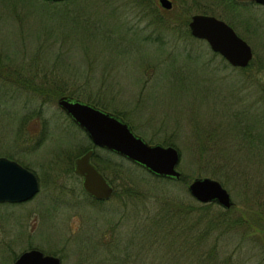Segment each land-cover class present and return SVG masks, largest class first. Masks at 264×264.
<instances>
[{"label":"rangeland","instance_id":"obj_1","mask_svg":"<svg viewBox=\"0 0 264 264\" xmlns=\"http://www.w3.org/2000/svg\"><path fill=\"white\" fill-rule=\"evenodd\" d=\"M157 1L0 0V63L64 89L39 95L0 73V155L39 181L30 198L0 201V264L36 247L62 264H264V5ZM197 12L232 23L251 45L247 67L190 33L182 19ZM69 90L121 113L148 142L178 147L182 176L93 144L57 103ZM89 147L113 186L104 200L73 169ZM203 175L228 190L229 208L190 194Z\"/></svg>","mask_w":264,"mask_h":264},{"label":"water","instance_id":"obj_2","mask_svg":"<svg viewBox=\"0 0 264 264\" xmlns=\"http://www.w3.org/2000/svg\"><path fill=\"white\" fill-rule=\"evenodd\" d=\"M264 5V0H253ZM164 8L173 6L172 0H158ZM190 33L205 39L213 51L220 53L231 65L245 66L252 58L250 44L227 23L214 14L197 12L188 21ZM57 103L89 136L92 143L112 150L143 166L152 174L179 178L181 171L178 148L161 142H148L137 134L121 115L76 96L63 94ZM94 148L90 147L73 160L74 171L81 177L86 193L96 199L108 198L113 186L92 162ZM193 197L201 202L214 201L228 208L234 201L222 183L213 177H193L187 184ZM38 190L35 173L15 159L0 155V201H23ZM13 264H61L60 258L44 254L38 248L23 250Z\"/></svg>","mask_w":264,"mask_h":264},{"label":"trees","instance_id":"obj_3","mask_svg":"<svg viewBox=\"0 0 264 264\" xmlns=\"http://www.w3.org/2000/svg\"><path fill=\"white\" fill-rule=\"evenodd\" d=\"M51 1H53V2H55V3H58V2H64V0H51ZM225 4L226 5H233L234 3L232 2V0H225ZM157 3L159 4V2L157 1ZM160 5V4H159ZM161 6V5H160ZM162 7V6H161ZM159 8V7H158ZM163 8V7H162ZM160 10H161V8H159ZM162 11V10H161ZM208 11H210V10H208ZM158 19V18H157ZM189 16H186V17H184L182 20V22H184V23H188V21H189ZM152 20H156L155 19V17L152 19ZM157 21H159L160 22V19H158ZM173 22H176V18H173ZM228 23L229 24H232V23H230V21H228ZM187 25V24H186ZM249 64H250V62H249ZM11 68H13V69H9L8 68V65H6V64H4V63H0V73L1 74H4V76H2V77H4V78H10L9 80H11V81H13L14 83H17V85H21V84H23L24 86H26V87H30L31 88V90L32 91H34V92H36V93H38L39 95H40V93L41 94H48V93H51V94H55V95H58V94H62L63 92H64V89L62 88V86H61V84H57V83H52V86H46L45 88L43 87H41L40 86V84H32V75H31V72H29V75H24V76H21L20 75V72H19V70L16 68V67H14L13 65H9ZM245 67H247V66H245ZM243 68V67H242ZM62 85H63V83H62ZM68 93H74L72 90H69L68 91ZM73 95H75V94H73ZM76 96V95H75ZM96 105H98V104H96ZM99 106H101V107H103V105H99ZM104 108V107H103ZM114 112V111H113ZM115 113H117V114H119L118 112H115ZM119 115H121L122 117H123V115L120 113ZM71 119V118H70ZM72 120V119H71ZM257 121L256 122H258L257 124H258V130H257V134H259L258 136H260L259 137V139L261 140V145H264V112L261 110V113L259 114V117L256 119ZM75 123V122H74ZM162 143H166V141H164V140H162ZM205 147V144L204 143H201L200 144V146L198 147L199 148V150L200 151H202V148H204ZM178 148V147H177ZM178 151H179V154H181V152H180V150L178 149ZM123 157V156H122ZM123 158H125V157H123ZM156 176H158V175H156ZM182 176V175H181ZM159 177V176H158ZM182 179H184L183 177H182ZM261 201H263V200H261ZM206 203H208V202H206Z\"/></svg>","mask_w":264,"mask_h":264},{"label":"flooded vegetation","instance_id":"obj_4","mask_svg":"<svg viewBox=\"0 0 264 264\" xmlns=\"http://www.w3.org/2000/svg\"><path fill=\"white\" fill-rule=\"evenodd\" d=\"M37 177V176H36ZM37 180H38V178H37ZM38 185H39V181H38ZM93 198V197H92ZM96 199V198H95ZM98 200H104V199H98ZM16 202H20V201H14L13 203H16ZM216 204H218V203H216ZM37 248V247H36ZM39 249V248H38ZM41 250V249H40ZM43 251V250H42ZM22 252V251H21ZM20 252V253H21ZM19 253V254H20ZM43 253L44 254H53V253H46L45 251H43ZM19 254L18 255H16V257L14 258V260H13V262H12V264L14 263V261H15V259L19 256ZM53 255H55V254H53ZM57 256V255H56ZM59 257V256H58ZM60 258V257H59ZM60 261H61V264H62V260H61V258H60Z\"/></svg>","mask_w":264,"mask_h":264}]
</instances>
